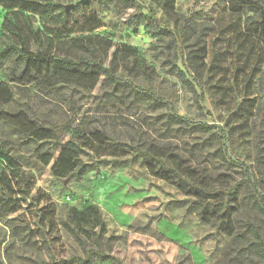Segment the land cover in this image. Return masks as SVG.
Wrapping results in <instances>:
<instances>
[{"label": "rangeland", "instance_id": "rangeland-1", "mask_svg": "<svg viewBox=\"0 0 264 264\" xmlns=\"http://www.w3.org/2000/svg\"><path fill=\"white\" fill-rule=\"evenodd\" d=\"M48 1L59 6L54 10L59 15L35 16L33 25L41 33L40 45L23 36L26 48L75 61L86 57L89 62L111 69L115 77L129 79L135 86L164 99L169 107L152 110L144 103L135 109L127 105L103 108L97 101L106 89L105 76L96 70L90 73L85 65L62 75H37L26 84L19 75L21 65L14 67V56L0 61V83L11 95L10 100H0V141L16 139L6 124V114H27L43 127H53L55 132L52 142H46L39 155L34 154L31 144L11 152L18 165L16 193L12 195L17 202L11 213L0 208V261L76 264V260H84L88 254L80 251L60 219L71 209L85 211L93 219L89 210L92 207L104 224V237H119L109 253L111 260L92 258L93 264H212L228 239L199 222L187 198L151 177L130 150L100 146L94 140H86L87 135L77 138L73 129L82 124L87 133L104 131L125 142L133 128L142 126L143 140L181 146L180 134L162 133L151 119L173 111L192 123L220 128L225 133L226 157L245 167L252 165V122L249 120L245 126L234 110L245 96L258 103L264 93L263 1L173 0L177 15L213 27L204 59L208 73L199 72L194 80L185 58L189 42L177 48L176 64L191 82L193 91L161 71L160 63L170 53L168 40L151 37L149 26L140 17L160 19L173 31V18L169 20L163 14L157 0H133L132 7H126L127 2ZM70 5L71 9L65 12L63 7ZM3 15L0 7V27ZM7 43L0 33V51ZM254 63L257 71L252 84L245 87ZM138 69L152 77L135 76ZM255 119V127L263 129L261 114ZM61 152L62 162L51 169ZM80 161L89 164V168L76 179L72 173ZM233 176L237 180L246 177L241 168H235ZM145 226L147 229H143ZM85 229L86 233L97 232V227ZM40 232L45 233L46 240ZM185 257L191 261L183 262Z\"/></svg>", "mask_w": 264, "mask_h": 264}, {"label": "trees", "instance_id": "trees-1", "mask_svg": "<svg viewBox=\"0 0 264 264\" xmlns=\"http://www.w3.org/2000/svg\"><path fill=\"white\" fill-rule=\"evenodd\" d=\"M97 1L119 4L127 2L126 7H132L134 4L133 0ZM262 1L264 3V0ZM157 2L163 14L169 20L173 18V31L160 19L146 15L140 17L149 26L151 37L168 40L167 50H170V53L160 63L161 71L175 77L182 87L193 91L191 82L176 64L177 48L189 42L185 46L187 49L185 58L187 68L196 80L199 72L208 73L204 59L208 50L207 40L213 27L205 25L202 21L196 22L177 15L174 12L173 0ZM0 7L4 14L0 33L8 40L7 45L0 51V61L14 56L12 60L14 67L21 65L19 75L27 81L26 84H30V78L34 79L37 75L45 77L62 75L75 71L79 65H85L90 73L96 70V73L105 76L106 89L100 93L97 101L103 108H108L109 105H127L128 108L135 109L144 103L152 110L169 107L164 99L135 86L129 79L115 77L111 69L89 62L86 57H80L75 61L48 55L41 50L31 52L26 48L23 36L39 42L40 45L41 33L38 27H34L33 19L38 15L58 16L59 13H54V10L59 9L55 3L52 4L48 0H0ZM139 62L143 65L145 63L141 56ZM256 71L257 65L254 63L249 68L245 87L249 83L252 84V77ZM135 76H144L146 79L152 77L151 74L139 69L135 71ZM263 96L264 93L259 97L258 103L245 96L234 110L242 124L247 126L251 120L254 129L251 143L253 159L249 167L226 157V148L223 147L225 133L220 128L206 123H192L173 111H164L151 119L158 124L162 133L180 134L181 146L172 143L159 145L155 141L143 140L142 126L133 128L125 142L111 137L104 131L95 130L87 133L82 124L75 127L73 132L77 138L89 136L86 140H94L100 146H119L121 149L130 150L139 158L141 165L151 177L173 187L187 198L199 222L228 239L221 249L220 256L212 264H264V122L263 129L255 127V117L261 114L264 118ZM3 99L10 100L11 95L6 85L0 83V100ZM6 117V124L16 139L6 138L0 141V208L5 207L11 213L15 211L13 204L17 202L12 195L16 193L15 174L18 171V165L14 163L11 152L18 146L31 144L36 150L34 154L39 155L44 144L52 142L55 132L53 127L45 128L38 119L27 114H6ZM42 132L45 133L42 135ZM61 160L62 152L56 157L51 169L58 166ZM45 164L48 162L45 161ZM88 168L89 164L80 161L72 177L81 178L87 173ZM235 168L244 170L246 177L237 180L233 176ZM89 210L95 216L93 219H89L85 211L71 209L66 217L60 219V224L80 251L88 254L84 260H76V264H93L92 258L109 262L112 245L119 241V237L114 235L104 237V224L97 215L98 211L92 207ZM86 226L91 230L97 227V232L86 233ZM17 228L25 230L27 226ZM40 233L46 240L45 233ZM186 261H191L190 257H185L183 262Z\"/></svg>", "mask_w": 264, "mask_h": 264}, {"label": "water", "instance_id": "water-1", "mask_svg": "<svg viewBox=\"0 0 264 264\" xmlns=\"http://www.w3.org/2000/svg\"><path fill=\"white\" fill-rule=\"evenodd\" d=\"M71 7H72L71 5L70 6H65V7H63V9H64L65 12H68V10L71 9ZM66 182L67 181H64V183H66Z\"/></svg>", "mask_w": 264, "mask_h": 264}]
</instances>
